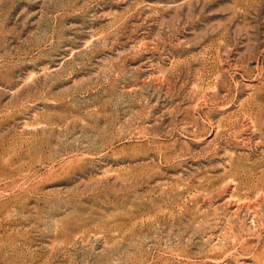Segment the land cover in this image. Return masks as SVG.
I'll return each instance as SVG.
<instances>
[{"label": "rangeland", "instance_id": "374dc122", "mask_svg": "<svg viewBox=\"0 0 264 264\" xmlns=\"http://www.w3.org/2000/svg\"><path fill=\"white\" fill-rule=\"evenodd\" d=\"M0 264H264V0H0Z\"/></svg>", "mask_w": 264, "mask_h": 264}]
</instances>
